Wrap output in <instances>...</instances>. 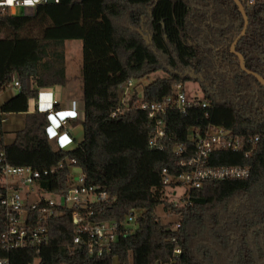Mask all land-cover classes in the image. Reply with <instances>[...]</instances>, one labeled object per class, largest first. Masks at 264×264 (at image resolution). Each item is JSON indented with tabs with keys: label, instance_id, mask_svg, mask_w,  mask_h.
I'll list each match as a JSON object with an SVG mask.
<instances>
[{
	"label": "trees",
	"instance_id": "16d2710c",
	"mask_svg": "<svg viewBox=\"0 0 264 264\" xmlns=\"http://www.w3.org/2000/svg\"><path fill=\"white\" fill-rule=\"evenodd\" d=\"M244 6L248 25L235 51L248 70L264 78V0ZM243 24L233 0H56L37 4L32 15L0 13V88L5 91L14 80L20 85L0 100V115L24 113V125L11 142L4 143L1 132L0 166L49 171L35 182L40 201L35 209L25 207L29 217L37 216L48 199L66 194L75 183L73 169L86 185L108 195L103 201L57 206L59 214L46 221L48 242L4 253L10 264H112L114 258L118 264H153L168 262L176 247L182 251L177 264H264V87L230 52ZM72 39L81 42L83 138L64 150L49 139V112H28V101L40 89L64 85V43ZM157 70L166 76L135 90L142 77ZM128 80L136 82L134 91L121 105L120 85ZM187 81L198 84L199 101L206 106L159 115L164 136L159 147H150L155 118L135 102L160 101ZM209 125L245 140L258 137L247 157L220 150L209 160L213 167H248L250 175L206 181L181 206L170 201L167 206L181 223L174 230L154 207L166 201L168 188L180 185L173 179L164 183V177L190 169L176 164L194 152L189 132L194 137ZM1 180L0 174V194L5 191ZM74 210L90 222L118 225L115 241L101 256L88 253L85 235L82 243L73 242ZM136 210L130 231L126 219ZM4 228L0 204V234Z\"/></svg>",
	"mask_w": 264,
	"mask_h": 264
},
{
	"label": "built area",
	"instance_id": "2783aa9c",
	"mask_svg": "<svg viewBox=\"0 0 264 264\" xmlns=\"http://www.w3.org/2000/svg\"><path fill=\"white\" fill-rule=\"evenodd\" d=\"M48 0H0V13L18 14L21 13L33 14L37 4L46 3ZM244 3L252 5L256 0H243ZM13 88L18 90L20 85L14 80ZM132 87V80H128L120 85V89L124 88L123 98L120 104L126 103L125 96L128 90ZM2 91L0 88V95ZM58 103L57 98L52 99V107L48 110L49 114L55 113L54 106ZM139 108L148 111L150 119L155 118L154 131L149 140L150 147H159V140L164 136L162 128L163 123L158 118L168 109H177L185 111L192 106L205 107V101H199L197 97L188 98L181 84L174 87L173 94L164 97L160 101L137 103ZM71 108V104L69 105ZM120 107L116 112L120 111ZM115 113H113L114 115ZM6 121V114L0 115V138L3 123ZM59 126L67 133V119L59 120ZM248 138L244 139L239 135L233 134L231 130L222 127L209 125L203 132H198L194 135L195 149L192 156L187 160L176 161V164L181 166H189L188 171H184L178 175L164 177V183H169L173 179L180 183L185 189L183 192V202L188 198L189 192L192 189L199 188L206 181L211 180H227V179H245L250 175L248 167L244 166H209V160L214 152L220 150L240 152L247 157L253 150L254 141ZM179 148L175 153L178 155L181 151ZM2 161V160H1ZM74 163L75 160H72ZM166 173L165 170H163ZM1 182L5 191L0 194V204L4 209L5 228L0 234V264H10L9 258L4 253L12 249H22L27 247L39 248L48 242V227L46 221L48 218L58 215L57 206H78L94 200L90 199L91 195H96L97 201L106 200L108 195L106 192H96L95 187L85 184V178L82 173L79 174L77 183H74L66 192L65 195L58 196L56 199H48L44 206L38 208V215L29 217L26 206L35 209L40 201L37 193L36 181L42 175H48L49 171L44 170L42 173L32 169L29 166H12L8 163H3L0 166ZM7 177H15L17 181L13 183H5ZM16 186V187H14ZM175 194V191L173 192ZM33 195L34 199L26 202L25 199ZM61 197L64 198L61 203ZM69 204V205H68ZM90 214V212H89ZM72 219L78 224L77 234L73 238L74 243H82L81 234L85 235V245L90 255L101 256L104 251L110 249L111 244L116 239L118 225L116 222H90L86 217L82 216L77 210L72 212ZM180 220L173 224V229L180 228ZM181 248L176 247L168 262L156 261L153 264H177L180 260ZM32 264H38L34 260Z\"/></svg>",
	"mask_w": 264,
	"mask_h": 264
},
{
	"label": "crops",
	"instance_id": "0c3cea01",
	"mask_svg": "<svg viewBox=\"0 0 264 264\" xmlns=\"http://www.w3.org/2000/svg\"><path fill=\"white\" fill-rule=\"evenodd\" d=\"M21 13L27 15L23 11H21ZM74 54L75 52H67V50H65L66 79L64 85H55L53 87L40 89L38 97L35 99H29L28 101V112H33L36 109L40 111H48L52 107V99L54 97L57 98L58 103L54 106L55 113L49 114L50 124L47 132L49 139L54 145L64 150L75 148L83 138L82 92L80 79L81 57L77 60V57ZM10 89L13 90L15 88L10 86L1 93V96ZM70 104L71 108L69 107ZM18 114L24 115V113ZM62 118L67 119L68 133L63 131L59 126V120ZM2 131L3 140L4 128H2ZM15 131H13L12 138L6 143L13 140Z\"/></svg>",
	"mask_w": 264,
	"mask_h": 264
},
{
	"label": "rangeland",
	"instance_id": "374dc122",
	"mask_svg": "<svg viewBox=\"0 0 264 264\" xmlns=\"http://www.w3.org/2000/svg\"><path fill=\"white\" fill-rule=\"evenodd\" d=\"M18 14L20 13L19 10L17 11ZM31 15V14H28ZM68 48V49H67ZM64 49L67 50V52H75V56L77 57V60L81 57V42L77 39H72V40H66L64 43ZM166 73L163 70H157L155 72L150 73L147 77H142L140 82V86H136L135 90L137 91L140 90L142 85H145L157 78H162L165 77ZM135 81H132V87L128 90L125 100L128 101V99L131 98L132 93H133V86L135 85ZM183 90L186 93L187 96L189 97H197L198 99H201V92L199 90V86L195 81H187L183 85ZM123 91L124 88L119 89V94L120 97L123 98ZM141 91V90H140ZM16 89H10L6 93L0 95V100L3 101L7 99L9 96H11V93L14 94L16 93ZM137 105V102H135ZM24 125V115L18 114V113H9L6 115V121L3 123L2 128H4V134H3V141L6 143L12 138L13 136V131L22 128ZM189 137L193 138V134L189 132ZM79 176V172L77 170L73 169L72 170V178L75 183H77ZM17 181L15 177H7L4 179L5 183H13ZM184 187L182 185L176 186L175 189L168 188L166 191V194L168 198L166 199L165 202L160 203L154 207V214L160 219V221L164 224L171 223L173 224L179 220V216L175 210H172L167 206V204L170 201H174V203L178 206H181L183 204V192H184ZM175 191V194L173 192ZM173 194V195H172ZM34 199L33 195L29 196L27 200L25 201L30 202ZM91 200L96 199V195H91L90 196ZM69 205V204H68ZM139 211H134L133 215H130L126 219V226L127 228L130 229V231H133L135 229V219L139 215ZM112 264H118L117 260L114 258L112 261Z\"/></svg>",
	"mask_w": 264,
	"mask_h": 264
},
{
	"label": "water",
	"instance_id": "95a60500",
	"mask_svg": "<svg viewBox=\"0 0 264 264\" xmlns=\"http://www.w3.org/2000/svg\"><path fill=\"white\" fill-rule=\"evenodd\" d=\"M55 1L56 0H48V3H54ZM233 1L237 5L238 10H239L240 14L242 15L244 24H243V28H242L241 32L238 34V36L234 39V41L230 45V52L233 54H236L238 56L239 66H240L241 70L244 71L245 73L249 74V75L254 76L258 80V82L264 87V78L262 76H260L258 73L253 72L251 70H248L245 66V60H244L243 56L235 51V46H236L237 42L246 32L247 25H248V17L246 14L244 3L241 0H233ZM60 201H61V203H63L64 198L61 197Z\"/></svg>",
	"mask_w": 264,
	"mask_h": 264
}]
</instances>
